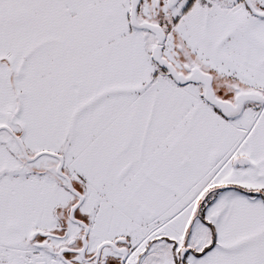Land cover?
I'll use <instances>...</instances> for the list:
<instances>
[{
  "label": "snow or ice",
  "instance_id": "6c2138e0",
  "mask_svg": "<svg viewBox=\"0 0 264 264\" xmlns=\"http://www.w3.org/2000/svg\"><path fill=\"white\" fill-rule=\"evenodd\" d=\"M0 264H264V0H0Z\"/></svg>",
  "mask_w": 264,
  "mask_h": 264
}]
</instances>
